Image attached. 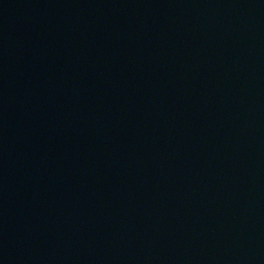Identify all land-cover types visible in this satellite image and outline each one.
<instances>
[{
    "label": "water",
    "instance_id": "water-1",
    "mask_svg": "<svg viewBox=\"0 0 264 264\" xmlns=\"http://www.w3.org/2000/svg\"><path fill=\"white\" fill-rule=\"evenodd\" d=\"M0 264H264V0H0Z\"/></svg>",
    "mask_w": 264,
    "mask_h": 264
}]
</instances>
